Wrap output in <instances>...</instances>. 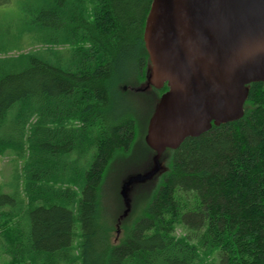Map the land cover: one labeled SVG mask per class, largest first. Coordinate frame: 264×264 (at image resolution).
<instances>
[{"label": "trees", "instance_id": "1", "mask_svg": "<svg viewBox=\"0 0 264 264\" xmlns=\"http://www.w3.org/2000/svg\"><path fill=\"white\" fill-rule=\"evenodd\" d=\"M152 3L23 0L0 28V155L24 163L0 186L6 264H264V82L241 119L121 194L155 167L146 136L169 90L147 87Z\"/></svg>", "mask_w": 264, "mask_h": 264}, {"label": "water", "instance_id": "2", "mask_svg": "<svg viewBox=\"0 0 264 264\" xmlns=\"http://www.w3.org/2000/svg\"><path fill=\"white\" fill-rule=\"evenodd\" d=\"M144 39L147 87L169 90L146 136L155 167L124 182L127 205L132 186L162 170L168 149L244 116L250 85L264 82V0H153Z\"/></svg>", "mask_w": 264, "mask_h": 264}, {"label": "rangeland", "instance_id": "3", "mask_svg": "<svg viewBox=\"0 0 264 264\" xmlns=\"http://www.w3.org/2000/svg\"><path fill=\"white\" fill-rule=\"evenodd\" d=\"M21 0H11V3H9L8 6H6L5 0H0V28H4L10 21L13 20L16 27H18L19 20L22 18L21 14ZM6 6V7H4ZM12 19V20H10ZM29 43L25 42L24 44H21L22 47H26ZM28 50V48H27ZM17 157L12 153H7L6 155H0V186L3 187L5 192H11L14 189L15 185V177H17L16 172L18 171L19 174H22L23 172V161H18L16 159ZM18 161V162H17ZM1 221V220H0ZM3 222H0V232L3 230L2 225ZM15 219H13V222L11 225H15ZM2 226V227H1ZM181 231L178 230V234H180ZM114 233V237H115ZM123 233L119 234V239L122 238ZM9 258L0 253V264H6Z\"/></svg>", "mask_w": 264, "mask_h": 264}]
</instances>
